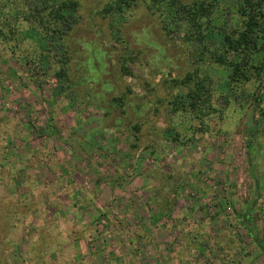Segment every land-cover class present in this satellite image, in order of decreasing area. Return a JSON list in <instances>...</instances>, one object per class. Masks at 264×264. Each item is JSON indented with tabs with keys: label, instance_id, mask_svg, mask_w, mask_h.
I'll return each mask as SVG.
<instances>
[{
	"label": "rangeland",
	"instance_id": "1",
	"mask_svg": "<svg viewBox=\"0 0 264 264\" xmlns=\"http://www.w3.org/2000/svg\"><path fill=\"white\" fill-rule=\"evenodd\" d=\"M75 1L68 80L52 71L32 28L15 36L17 57L0 61V258L264 264L231 213L255 199L250 217L264 227V187L254 190L251 177L253 169L264 179L262 117L249 128L253 85L232 94L222 88L224 70L207 66L218 95L212 113L196 118L184 105V81L197 44L185 42L166 0L156 8L126 0L120 11L118 0ZM238 2L215 1L207 45L238 26ZM120 41L137 55L130 75L118 68ZM33 46L45 55L25 64L20 56ZM120 93L129 101L123 112L110 102Z\"/></svg>",
	"mask_w": 264,
	"mask_h": 264
},
{
	"label": "trees",
	"instance_id": "2",
	"mask_svg": "<svg viewBox=\"0 0 264 264\" xmlns=\"http://www.w3.org/2000/svg\"><path fill=\"white\" fill-rule=\"evenodd\" d=\"M215 1L166 0L168 8L171 9V22L179 26L178 28L185 29V42L188 45L193 42L197 44L192 50L193 53L190 54V58H193L194 61V69L192 74L187 73L184 81L187 87L184 95L187 97V103L184 105L192 110L191 112L196 118L198 115L203 117L212 113L213 103L209 99L214 93L217 95L218 93L213 92L211 88L210 81L212 80L208 74L207 66L213 65L224 70L225 81H223L222 88L226 91L235 94L245 85H253L251 91L252 114L249 121V128H251L252 122L255 121L254 117H262L264 121V0H240L235 7L238 26L223 28L221 40L207 45L204 40L205 32L210 23L211 10L215 6ZM123 2L126 0H118V4L115 3L119 11ZM159 3L160 0H148L146 7L156 8ZM76 5L75 0H0V12L6 10L11 12L6 17L0 16V44L3 45V49H8V53L5 51V56L0 55V61L17 57L15 47L18 45L15 36L22 28H32L45 40L46 48L43 50L44 52L45 49L47 50L48 61H51L53 66L52 71L56 76L68 80V73L63 67L69 56L67 55L69 48L65 43V36L74 28L75 15L73 14L76 11ZM118 39L120 40V37ZM123 44V51L116 61L120 72L130 75L128 66L136 60L137 55L125 43ZM43 50L40 51L41 54L40 52L37 54L36 46H33L31 51L26 50L19 56L25 64H33L36 58L43 55ZM50 51H53L54 54L51 55ZM207 84L209 85L206 86ZM110 102L114 103L120 112H123L129 101L124 93H120L111 96ZM176 102V109L179 105L181 108L185 107L181 100L177 99ZM133 129L138 131L137 123L133 125ZM248 161L250 162V160ZM251 177L254 190L261 186L264 187V179L259 180L253 169ZM254 205L255 199H250L245 202L244 207L232 208L231 213L264 257V227L262 230H258L250 217ZM12 247L15 248L14 245ZM7 263L9 262L6 256L0 258V264Z\"/></svg>",
	"mask_w": 264,
	"mask_h": 264
}]
</instances>
